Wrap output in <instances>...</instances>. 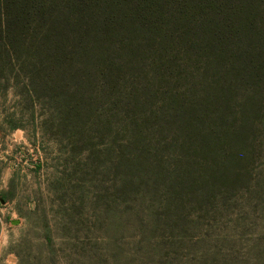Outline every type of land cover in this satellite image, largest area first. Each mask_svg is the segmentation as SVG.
<instances>
[{"label": "rangeland", "instance_id": "rangeland-1", "mask_svg": "<svg viewBox=\"0 0 264 264\" xmlns=\"http://www.w3.org/2000/svg\"><path fill=\"white\" fill-rule=\"evenodd\" d=\"M22 65L0 69V264H264V100L187 131L203 93L130 72L70 121Z\"/></svg>", "mask_w": 264, "mask_h": 264}, {"label": "trees", "instance_id": "trees-1", "mask_svg": "<svg viewBox=\"0 0 264 264\" xmlns=\"http://www.w3.org/2000/svg\"><path fill=\"white\" fill-rule=\"evenodd\" d=\"M13 62L34 67L38 90L63 80L70 121L89 110L82 92L127 90L130 72L203 93L190 95L187 131L190 115L223 123L238 92H251L238 106L244 120L264 100V0H0L1 71ZM169 99L181 114L182 99Z\"/></svg>", "mask_w": 264, "mask_h": 264}]
</instances>
